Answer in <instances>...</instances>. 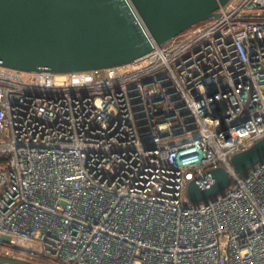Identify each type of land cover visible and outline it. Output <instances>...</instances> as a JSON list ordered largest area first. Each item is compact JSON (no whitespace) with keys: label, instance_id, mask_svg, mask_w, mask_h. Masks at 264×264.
Here are the masks:
<instances>
[{"label":"built area","instance_id":"1","mask_svg":"<svg viewBox=\"0 0 264 264\" xmlns=\"http://www.w3.org/2000/svg\"><path fill=\"white\" fill-rule=\"evenodd\" d=\"M219 13L122 67L0 65V255L264 264V160L247 175L231 162L264 139V0ZM219 168L230 187L192 203L189 184L212 189Z\"/></svg>","mask_w":264,"mask_h":264},{"label":"water","instance_id":"2","mask_svg":"<svg viewBox=\"0 0 264 264\" xmlns=\"http://www.w3.org/2000/svg\"><path fill=\"white\" fill-rule=\"evenodd\" d=\"M230 0H0V65L69 75L134 63L192 27L220 17ZM264 160V139L232 158L247 175ZM215 184H189L188 199L207 204L231 185L223 168ZM0 264H32L0 255Z\"/></svg>","mask_w":264,"mask_h":264},{"label":"rangeland","instance_id":"3","mask_svg":"<svg viewBox=\"0 0 264 264\" xmlns=\"http://www.w3.org/2000/svg\"><path fill=\"white\" fill-rule=\"evenodd\" d=\"M22 257H23L24 259H28V260L30 259L29 256H27V255H23ZM37 262H39V261H37ZM41 264H45V263H41Z\"/></svg>","mask_w":264,"mask_h":264}]
</instances>
